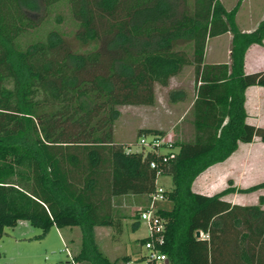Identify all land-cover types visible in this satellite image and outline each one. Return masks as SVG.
Masks as SVG:
<instances>
[{
	"label": "trees",
	"instance_id": "trees-1",
	"mask_svg": "<svg viewBox=\"0 0 264 264\" xmlns=\"http://www.w3.org/2000/svg\"><path fill=\"white\" fill-rule=\"evenodd\" d=\"M237 5L226 11L219 0H0V238L17 220L39 228L36 237L52 226L80 232L65 261L0 264H116L93 229L119 232L122 219L137 222L161 175L170 178L163 194L171 203L156 211L163 264H264V196L248 205L223 198L264 189V180L244 188L228 180L211 195L191 189L238 142L264 143V127L247 123L243 106L246 87L264 88V69L243 70L247 48L262 44L264 15L240 31ZM65 19L68 31L60 27ZM227 32L229 62L204 63L207 39ZM185 66L192 67L193 97L183 118L189 137L172 141L176 149L163 155L116 141L118 107L152 105L155 85L168 86ZM167 98L185 94L169 87ZM147 133L164 134L143 128L136 136Z\"/></svg>",
	"mask_w": 264,
	"mask_h": 264
},
{
	"label": "rangeland",
	"instance_id": "rangeland-1",
	"mask_svg": "<svg viewBox=\"0 0 264 264\" xmlns=\"http://www.w3.org/2000/svg\"><path fill=\"white\" fill-rule=\"evenodd\" d=\"M223 8L228 11L235 3H238L234 14V22L237 28L248 29L255 27L259 18L264 13V0H219ZM60 13L66 16L65 10ZM52 16V15H51ZM60 27L68 31L70 24L67 19L63 20ZM240 30V29H239ZM246 31V30H240ZM249 31V30H248ZM230 34V33H229ZM227 36L210 38L208 45L207 61L213 60L210 57L211 48L221 50L226 44ZM208 46V47H209ZM258 49L251 46L247 51V68H254L255 65L250 57L255 55ZM250 59V60H249ZM222 60V59H221ZM192 67L185 66L181 73L169 79V85L161 87L155 85L154 102L152 105H128L118 107L119 116L114 122L113 136L120 143L128 144L131 151L140 150L135 143L136 134L139 129L154 128L164 132L171 141H175L176 133L188 126L183 120L184 112L188 102H170L167 98L168 88H184L188 95L192 91ZM148 138L150 133L145 134ZM252 144L243 146L244 157L240 179L237 172L225 173L222 165L211 167L199 174L193 184V190L209 194L219 191L226 186L225 178L230 177L231 183L240 182L243 187L264 180V144L257 137ZM174 150L176 148H173ZM238 181V182H237ZM156 185L163 189L170 188V178L167 175L157 177ZM259 193L264 195V190H259L245 196V205L257 203ZM171 203L165 200L159 204V208L169 209ZM264 207V204L262 205ZM135 207L129 206L128 210L133 211ZM40 229L30 225L25 220H17L12 227H4L0 238V263L4 262H54L65 261L71 255L73 249L78 246L80 232L78 227H50L45 235L36 237ZM94 239L102 253L110 260L116 258V264L124 263V257L128 264H145V250L140 245L139 239L146 235V228L142 221L132 222L130 219L120 221V231L112 227H95L93 229ZM200 237H203L201 235ZM144 258V259H143ZM159 264V263H157Z\"/></svg>",
	"mask_w": 264,
	"mask_h": 264
},
{
	"label": "crops",
	"instance_id": "crops-1",
	"mask_svg": "<svg viewBox=\"0 0 264 264\" xmlns=\"http://www.w3.org/2000/svg\"><path fill=\"white\" fill-rule=\"evenodd\" d=\"M263 15H264V13L259 18V20L263 17ZM253 28H248V29L239 28V29L248 31V30H251ZM221 35L227 36L226 41H225L226 44H223V46H222L223 48H221V50H218V49L216 50L214 47L211 48L210 57L212 56L211 58L213 59L211 61L206 60L208 57V52H209L208 50H210V46L208 45V41L210 40V38L207 39L206 44H205V48H204V54H203L204 63H221V62L228 63L229 62V48H230V37H231V35L228 32L221 34ZM219 36L220 35L215 36V37H219ZM212 38H214V37H212ZM251 46H255L258 48V49H255V51H256L255 55L253 54V57H250V59L253 60L251 63L254 64L255 67L246 69L247 68V61H248L247 51ZM261 69H264V38L262 40L261 45H256V44L250 45L247 48V50L245 51L244 58H243V70H244V72H252V71L261 70ZM191 83H192V81H191ZM180 90L182 92H184L185 99L184 100L179 99V100H176L175 102H185V103L188 102V104L184 110V112H186L188 110V108L190 107L191 99L193 97V91H191V94L188 95V93L185 91L184 88L181 87ZM243 95H244L243 106H244V110L246 113L245 121L247 123L255 125V126L264 127V88L260 87V86H248L245 88ZM186 123H188V126L184 129V131L178 130V132L175 135V140H183V139H187L189 137L191 129H190L188 120H186ZM254 140H256L255 137H253V139L249 143L238 142L235 150L227 158H225L221 162L210 165L205 170H207L211 167H214V166L222 165L223 169H224L223 171L225 173H230L233 171L237 172V177H238V181H239L240 179H242V177L239 176L240 172L242 171L241 166L244 167V165H243V157H244L243 146L248 145V144H252V142ZM262 144H264V143H262ZM205 170H203L202 172H204ZM194 180L191 184L192 190H193ZM225 180H226V182L228 180L230 181V177L225 178ZM230 185L234 186L235 188H244L240 182L230 183ZM226 186H227V183H226ZM223 188H221V189H223ZM259 190H262V189H259ZM259 190H256V191H259ZM193 191L198 192V193H202L205 195H211L209 193L202 192V191H197V190H193ZM256 191L249 192V193L233 192L232 194L225 195L223 198L232 204L245 205V203H244L245 202L244 201L245 196L247 194L254 193ZM258 195H263V194L259 193ZM262 205H261V207L264 209V207ZM201 235L202 234L199 232V237Z\"/></svg>",
	"mask_w": 264,
	"mask_h": 264
},
{
	"label": "built area",
	"instance_id": "built-area-1",
	"mask_svg": "<svg viewBox=\"0 0 264 264\" xmlns=\"http://www.w3.org/2000/svg\"><path fill=\"white\" fill-rule=\"evenodd\" d=\"M171 142L169 137L164 134H150L148 138L145 134H140L136 138L135 143L140 147V150L163 155L174 150ZM165 158V156H162V161ZM149 167H155V162L150 161ZM163 192L164 189L156 185L154 192L148 195L146 207L143 209L139 208L138 220L144 223L146 236H148V239L141 244L146 253L145 263L152 261L154 264H163L165 261L164 254L157 250V247L163 242V219L156 213L159 204L165 201Z\"/></svg>",
	"mask_w": 264,
	"mask_h": 264
},
{
	"label": "water",
	"instance_id": "water-1",
	"mask_svg": "<svg viewBox=\"0 0 264 264\" xmlns=\"http://www.w3.org/2000/svg\"><path fill=\"white\" fill-rule=\"evenodd\" d=\"M194 236L196 237V238H198L199 237V231H195V233H194Z\"/></svg>",
	"mask_w": 264,
	"mask_h": 264
}]
</instances>
